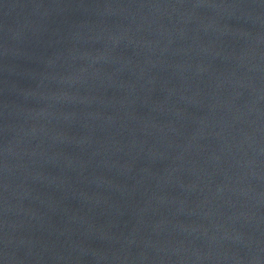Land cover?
Here are the masks:
<instances>
[{"label":"water","instance_id":"1","mask_svg":"<svg viewBox=\"0 0 264 264\" xmlns=\"http://www.w3.org/2000/svg\"><path fill=\"white\" fill-rule=\"evenodd\" d=\"M0 264H264V0H0Z\"/></svg>","mask_w":264,"mask_h":264}]
</instances>
